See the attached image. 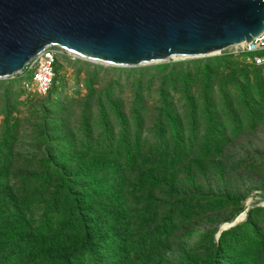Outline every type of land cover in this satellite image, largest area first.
Masks as SVG:
<instances>
[{
	"label": "trees",
	"instance_id": "trees-1",
	"mask_svg": "<svg viewBox=\"0 0 264 264\" xmlns=\"http://www.w3.org/2000/svg\"><path fill=\"white\" fill-rule=\"evenodd\" d=\"M260 68L239 54L137 67L129 99L113 88L122 69H110L117 78L100 88L90 74L74 100L57 85V55L47 94L24 89L19 74L17 89L0 86V264H264V207L198 188L246 169L264 197V160L229 165L226 153L264 120V81L248 77ZM243 211L228 228L199 227ZM195 236L173 258V243Z\"/></svg>",
	"mask_w": 264,
	"mask_h": 264
},
{
	"label": "water",
	"instance_id": "water-1",
	"mask_svg": "<svg viewBox=\"0 0 264 264\" xmlns=\"http://www.w3.org/2000/svg\"><path fill=\"white\" fill-rule=\"evenodd\" d=\"M263 30L264 0H0V79L50 46L137 67L212 55Z\"/></svg>",
	"mask_w": 264,
	"mask_h": 264
},
{
	"label": "rangeland",
	"instance_id": "rangeland-1",
	"mask_svg": "<svg viewBox=\"0 0 264 264\" xmlns=\"http://www.w3.org/2000/svg\"><path fill=\"white\" fill-rule=\"evenodd\" d=\"M57 48V47H56ZM224 54H232L234 56L238 54H233L231 48H226L225 50L220 51L219 53H215L208 56L203 57H194V58H171L163 62L145 64L141 66H137L138 68H155L160 63H172L173 61L182 60V61H201L204 59L213 58L216 56H222ZM97 63H93L90 61H85L79 58H75L72 55H69L66 52L58 53V66L59 73L57 79V85L66 93L68 97L74 98V100L82 99L87 94V87L85 84V79L90 74L96 75V79L93 82L98 87H103L105 83H107L111 78H117L115 75L117 70L113 71L110 69H119L122 70L119 72V82L121 86H115L114 91L116 94H119L121 97L130 98L132 95L131 87L127 84L128 79L126 78V73L131 71L137 67H112L101 65L102 68H97ZM248 77L254 82L258 77L264 81V67H261L259 71L253 70L248 74ZM6 83H10L12 89H17L20 84L18 78L14 76H10L7 78L0 79V86H5ZM156 86H153L151 89H154ZM157 95L154 94V98ZM128 98V99H129ZM18 98V100H21ZM42 101V97H35V101L31 104L35 107ZM16 107L18 109H22L23 105L17 104ZM81 107L79 104L72 105V110L69 114V122L76 129L78 128V120L80 117ZM27 113L23 114V116L28 115ZM26 129V126H24ZM28 129L24 130L25 132ZM23 135V134H21ZM23 137V136H22ZM228 155V164L235 161H244V163L252 161V159L264 160V120L257 126V128L252 131H245L236 136L231 142L230 147L226 151ZM252 172H248L246 169H225L223 174H217L216 176H212L209 178L201 179L199 182L198 188L202 191L208 192H221V193H234L240 195H246L244 199V203L246 208H251L253 206H263L264 207V197L260 194L261 188L255 187L256 182L254 181ZM187 191H194L195 188L193 186H186ZM243 213L238 215V220L242 221ZM212 218H205L200 221L199 227L204 228H223L227 227L229 224L227 219L229 217V212H224L215 216H210ZM242 219V220H241ZM195 237H191L186 243L176 241L173 243V258H175L178 253L182 250V248L195 247Z\"/></svg>",
	"mask_w": 264,
	"mask_h": 264
},
{
	"label": "built area",
	"instance_id": "built-area-1",
	"mask_svg": "<svg viewBox=\"0 0 264 264\" xmlns=\"http://www.w3.org/2000/svg\"><path fill=\"white\" fill-rule=\"evenodd\" d=\"M229 48L233 54L242 55L246 62L264 67V30L250 42H241ZM59 52L63 50L54 46L47 47L26 65L19 73L23 77L21 85L24 89L40 96L47 94L54 78V64ZM27 75L30 77L27 78Z\"/></svg>",
	"mask_w": 264,
	"mask_h": 264
},
{
	"label": "bare ground",
	"instance_id": "bare-ground-1",
	"mask_svg": "<svg viewBox=\"0 0 264 264\" xmlns=\"http://www.w3.org/2000/svg\"><path fill=\"white\" fill-rule=\"evenodd\" d=\"M228 226H229V225H228ZM228 226H227V227H228Z\"/></svg>",
	"mask_w": 264,
	"mask_h": 264
}]
</instances>
